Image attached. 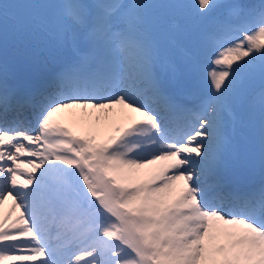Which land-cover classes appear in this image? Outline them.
<instances>
[{
  "label": "snow or ice",
  "instance_id": "obj_1",
  "mask_svg": "<svg viewBox=\"0 0 264 264\" xmlns=\"http://www.w3.org/2000/svg\"><path fill=\"white\" fill-rule=\"evenodd\" d=\"M0 54V264H264V0H0Z\"/></svg>",
  "mask_w": 264,
  "mask_h": 264
},
{
  "label": "rangeland",
  "instance_id": "obj_2",
  "mask_svg": "<svg viewBox=\"0 0 264 264\" xmlns=\"http://www.w3.org/2000/svg\"><path fill=\"white\" fill-rule=\"evenodd\" d=\"M15 2L41 3V4L54 5L60 3L61 0H15ZM44 11L50 12L52 10L46 9ZM22 53H23V46L17 45L10 41L6 56L8 75L10 74L9 76L13 77L17 72H31V73L41 74L39 71L33 70L31 67L28 70L23 68L25 64ZM64 58L65 57L59 54H56L54 57L56 63L62 62ZM4 60H5L4 55L0 54V62H4ZM168 88L171 94L186 96L191 100L192 98H194L193 103H196L200 96L207 93V91L210 88V85L207 82L206 72L202 71L197 83H193L189 80H186L182 75H177V77L174 80L173 79L168 80ZM152 107L160 110L161 106H159L157 103H153ZM231 170L234 171V174L236 175V178H238V181L240 180V175L246 172L248 173V175H255L254 180L256 179L260 180L258 173H253L246 170L242 172L241 169H236V168H231ZM5 207H7V204ZM223 207L225 208V210H229L231 208V204L228 201H225Z\"/></svg>",
  "mask_w": 264,
  "mask_h": 264
},
{
  "label": "trees",
  "instance_id": "obj_3",
  "mask_svg": "<svg viewBox=\"0 0 264 264\" xmlns=\"http://www.w3.org/2000/svg\"><path fill=\"white\" fill-rule=\"evenodd\" d=\"M146 2H151V3H157L160 2V0H146ZM244 2H249V3H258L259 0H244ZM253 87H258V81L253 85Z\"/></svg>",
  "mask_w": 264,
  "mask_h": 264
},
{
  "label": "bare ground",
  "instance_id": "obj_4",
  "mask_svg": "<svg viewBox=\"0 0 264 264\" xmlns=\"http://www.w3.org/2000/svg\"><path fill=\"white\" fill-rule=\"evenodd\" d=\"M236 169H239V168H236ZM241 171H245V170L241 169Z\"/></svg>",
  "mask_w": 264,
  "mask_h": 264
}]
</instances>
